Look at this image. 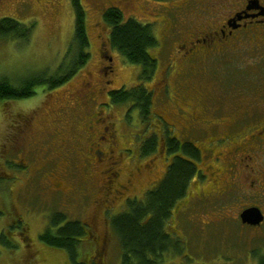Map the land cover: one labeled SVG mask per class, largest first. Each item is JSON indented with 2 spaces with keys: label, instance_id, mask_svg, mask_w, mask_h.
<instances>
[{
  "label": "rangeland",
  "instance_id": "obj_1",
  "mask_svg": "<svg viewBox=\"0 0 264 264\" xmlns=\"http://www.w3.org/2000/svg\"><path fill=\"white\" fill-rule=\"evenodd\" d=\"M151 1L154 5L146 0L141 6L123 3L119 8L126 19L134 17L143 24L153 25L159 45L151 49L158 60L152 79L141 81L142 66L129 62L110 44V27L103 14L112 2L81 0L91 42L88 63L56 88L39 85L29 98L0 100V264H39V259L43 264L44 261L46 264H75L66 250L49 246L40 239L49 225L50 216L61 211L67 213V221L88 223L93 233L91 240H84L78 246V264L88 260L86 255L95 251L99 259L103 257L102 264H122V247L112 226V217L125 209L123 198L118 197L112 203L111 214L105 215L101 203L95 205L92 188L95 182L91 181L80 155L72 159L74 174L70 168L69 176L65 177L57 172L64 168L56 163L60 159H37L27 151L23 152L22 116L34 114L37 117L35 125L42 132L38 135L42 142L46 132L58 129L54 118L62 112L65 122L68 120L66 131L77 140L89 107L100 109L101 103L106 102L103 107L108 110L111 105L109 90L132 88L142 83L153 93L150 114L142 115L140 108L132 107L131 102L113 104L115 108L111 110L121 142L129 146L127 152L134 158L126 159L125 167L135 171L137 167L148 165L153 170H142L135 178L137 190L134 188L131 194L142 195L162 179L169 163L165 159L170 162L173 159L163 155L165 126L172 124L176 134H187L188 138L184 139L195 140L200 148L219 147L228 142L227 137L222 136L237 128L238 125H233L235 118L247 110H254L252 106L247 107L250 102L256 100L257 111H264L258 107L261 101L257 100L264 95V46L225 52L221 58L206 64L209 66L207 73L195 76L196 70L192 71L184 59L187 49L179 48L183 36L167 37L170 19L178 20V14L167 5L169 0ZM27 2L29 9L25 7ZM152 7H155L154 12ZM4 17L24 25L31 21L36 23L28 43L17 37L0 38V79L7 77L20 85L46 71L48 76L59 75L63 63L69 64L70 60H63L76 30L73 0H4L0 3V20ZM87 80L95 89L93 95L86 91L87 85L83 82ZM99 90L102 93H98ZM209 111L212 116L207 115ZM191 113L205 126L202 131L185 128L190 124L189 117L185 116ZM207 131L211 132L207 134ZM194 132L204 134V137L194 138ZM156 133L158 139L161 135L162 153L141 155V145ZM214 135L215 139L216 135L221 137L216 141L217 145L211 139ZM124 137L129 141L126 142ZM73 145L79 148L78 142ZM238 151L242 152V149L238 148ZM236 152V146L231 144L223 149L227 159L234 157ZM256 156L264 158L260 154ZM55 178L63 182L62 191L49 188ZM200 181L203 189L206 179ZM191 186L189 197L177 202L166 225L167 231L180 240V248L176 250L170 246L160 264H258L264 256V225L251 228L239 222L240 216L238 218L239 209L243 210L241 205L251 201L241 198L235 202L238 196L220 199L208 196L194 200L200 185L195 181ZM198 200L200 203L196 202ZM28 237H31L29 241L26 240Z\"/></svg>",
  "mask_w": 264,
  "mask_h": 264
},
{
  "label": "flooded vegetation",
  "instance_id": "obj_2",
  "mask_svg": "<svg viewBox=\"0 0 264 264\" xmlns=\"http://www.w3.org/2000/svg\"><path fill=\"white\" fill-rule=\"evenodd\" d=\"M3 1L4 0H0V3ZM92 1L101 2L104 0ZM107 1H109L108 3L112 2L111 5L105 7L109 9L112 7L119 8V5L121 6L123 3H138L139 6H141V4H145L146 0ZM149 2L154 5V3H152L153 1L149 0ZM167 5L176 11L175 13L179 16L178 20L173 21L170 19L171 24L167 29V37L183 36L180 41L183 45L179 44V48L184 47L187 49L184 53V59L188 62L192 71L196 70L195 74H193L195 76L200 73H207L209 66L207 67L206 64H209L212 60L221 58L225 52H237L243 51L247 49V47L255 48L264 46V15L261 14V12L264 11V0H169L167 1ZM25 7L29 9L28 2ZM150 7L151 5L149 8ZM154 11L155 7H152V12ZM110 61L112 62V57ZM204 66L205 68H203ZM104 69H106V66ZM110 69L111 72L114 71L112 65H110ZM83 83L87 85L86 91L93 95L95 89L91 88L89 80ZM108 83H110V81H108ZM108 89L109 87L106 89V98L108 96ZM111 91L112 89L109 90L108 99L111 105H113L110 97ZM98 93H102V91L99 90ZM88 96H85V98ZM257 100L261 101L258 107L264 108V95ZM84 101L86 102L87 100H80V102L85 103ZM97 103L100 102L97 101ZM105 103L106 102L101 103L102 106L100 109L97 107H89V113L86 115L82 124L84 127H79L78 135L76 136L77 140L66 131L68 120L65 122L62 112L57 113L54 118L55 125L59 126L58 129L46 132V134H44L46 135V139L42 142L38 138L39 133L41 134L42 132H40L35 125L37 117L34 114L22 116L20 126L24 135L23 141L25 143L22 151H27V153L34 155L37 159H60V161L63 159L61 162H56L58 166H64L62 171L60 170L57 172L60 174L62 173L65 177L69 176L70 168L71 173L74 174L72 159L76 155H80L85 161V166L91 181L94 180L93 182H95L92 183L93 195L96 196L95 205L101 203L104 207L105 215L112 211V203H114L118 197L123 198V208H127L130 200L136 198L144 199V195L150 189H153L155 186L157 187L165 178L174 159L180 157L186 158L196 164L190 186L193 182L198 181L200 189L198 195L193 196L194 200H203L208 198V196H213L218 199L223 197L234 198L238 196L235 202L242 200L241 198L251 201L245 205H241L243 210L252 207L259 208L264 216V158L258 159L256 156V154L264 156V111H257L256 100L250 102L247 106L254 107V110H247L238 118H235L233 125H238L237 128L230 131L229 134L222 136L227 137L228 142L222 146L219 145V147L200 148V146L195 143V140L184 139L188 138L187 134H176V130L172 128V124L165 126L166 135L163 146L166 147V149H164L163 155L166 158L168 155L172 156L173 159L171 162L169 159H165L168 160L169 163L162 179L157 184H154L155 186L152 188H148L142 195L131 194L134 192V188L137 190L135 178L142 170L147 172L153 170H151V167L148 165L144 167V164V168L137 167L135 171H129V168L125 167L124 163L126 159L133 160L134 158L127 152L129 146L121 142L117 124L112 120L111 110L115 108L114 105H110L107 110L103 107ZM61 114L62 118L60 117ZM207 115L212 116L213 114L210 112V114ZM185 117H189L187 120L190 121V124L185 126L187 130L202 131V129L205 128V126H202L199 122L200 118L194 116L193 113ZM108 119L112 121H108ZM241 131L243 132L241 133ZM210 132L211 131H207L206 133L209 134ZM154 135L156 137L155 152L159 151L161 154V135L159 139L157 138V133ZM193 136L194 138H202L204 134L194 132ZM216 136V139L215 135L211 138L215 145H217L216 141L221 138L219 135ZM229 140H231V142H229ZM125 141L127 142L129 140L125 138ZM171 141H176L178 143L179 148L177 152L171 150ZM74 142L79 143V148L73 145ZM187 142H191L195 146L197 151L196 157H191L185 153L184 144ZM229 144L235 145L237 152L234 157L227 159L223 153V149ZM142 147L143 145H141L140 151L141 155L144 156ZM238 148H241L242 152H239ZM17 151L19 150L17 149ZM239 156V159H234ZM152 160H154V158ZM159 160L161 161L162 159ZM146 163L147 162H145V164ZM197 176H199V178H196ZM205 179V187L201 189L203 183H201L200 180ZM96 181L101 182V185ZM153 183H155V181ZM62 186L63 182L57 181L56 178L49 184V188L52 191H62ZM189 189L190 188H188V190ZM188 190L186 197H189L191 192V190L190 192ZM100 194L103 195L102 198L97 197ZM200 200L196 202L200 203ZM242 211L239 209L238 218ZM107 219L109 222V218ZM241 221L240 217L239 222ZM84 223L87 225L90 235V238H86V240H91L93 233L90 225L86 222ZM245 225L251 228H258L264 225V219L260 224L255 226L249 224ZM30 239L31 237H28L26 240L29 241ZM96 239H98V237ZM33 253L35 254V251H33ZM97 253L98 252L95 251L92 254L86 255L88 256V260H85L86 264H90L94 259H98L99 264H102L103 257L99 259ZM44 262L45 264L47 263V261ZM39 264H43L40 259Z\"/></svg>",
  "mask_w": 264,
  "mask_h": 264
},
{
  "label": "trees",
  "instance_id": "obj_3",
  "mask_svg": "<svg viewBox=\"0 0 264 264\" xmlns=\"http://www.w3.org/2000/svg\"><path fill=\"white\" fill-rule=\"evenodd\" d=\"M75 6L76 30L74 40L70 44L65 59L68 65H62L59 75L48 76L47 71L41 75H33L20 85L7 78L0 79V100L26 99L35 94L39 85L49 89L63 85L84 67L90 57V38L87 30L86 11L81 0H73ZM104 21L110 27V44L117 48L129 62L142 66L140 80L152 79L158 64L151 53L152 48L159 45L152 24H143L136 18H125L121 8L112 7L103 14ZM35 22L24 25L13 18L0 20V38H21L26 43L32 36ZM113 104L131 102L137 106L141 114H150L153 105V93L142 83L132 88L112 89L110 93ZM135 104V105H134ZM171 150L177 152L176 141L170 142ZM156 137L143 144L144 155L155 152ZM184 151L191 157L197 156L195 146L191 142L184 144ZM196 164L186 158L177 157L169 168L168 174L157 187L150 189L144 199L130 200L127 208L112 217V226L122 247V264H160L170 246L179 250L180 240L171 235L167 229L168 219L177 202L186 197L193 178ZM65 212H55L50 216L49 225L40 236L42 242L49 246L64 249L70 260L78 264V246L88 238L89 231L83 221L69 220ZM169 223V222H168ZM9 245V244H8ZM79 264H86L85 260ZM90 264H99L94 259ZM258 264H264V256Z\"/></svg>",
  "mask_w": 264,
  "mask_h": 264
},
{
  "label": "water",
  "instance_id": "obj_4",
  "mask_svg": "<svg viewBox=\"0 0 264 264\" xmlns=\"http://www.w3.org/2000/svg\"><path fill=\"white\" fill-rule=\"evenodd\" d=\"M261 14L264 15V11L261 12ZM241 217L244 223L251 224V225H258L264 219V216L261 210L259 208H253V207L245 209L241 213Z\"/></svg>",
  "mask_w": 264,
  "mask_h": 264
}]
</instances>
